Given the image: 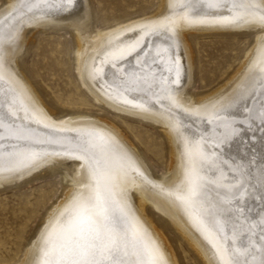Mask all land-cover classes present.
<instances>
[{
	"label": "bare ground",
	"instance_id": "1",
	"mask_svg": "<svg viewBox=\"0 0 264 264\" xmlns=\"http://www.w3.org/2000/svg\"><path fill=\"white\" fill-rule=\"evenodd\" d=\"M48 27L71 29L91 94L161 127L164 174L107 116H57L44 103L17 60ZM242 29L260 33L240 64L216 88L186 95L188 36ZM263 158L264 0H158L149 16L96 32L87 0L0 7V186L55 169L63 184L13 264H179L149 208L201 264H264Z\"/></svg>",
	"mask_w": 264,
	"mask_h": 264
},
{
	"label": "rangeland",
	"instance_id": "2",
	"mask_svg": "<svg viewBox=\"0 0 264 264\" xmlns=\"http://www.w3.org/2000/svg\"><path fill=\"white\" fill-rule=\"evenodd\" d=\"M4 3L5 0H0V7ZM157 3L158 0H87L91 31L113 30L149 16ZM259 33V30L242 29L189 35L193 68L192 81L185 94L200 95L219 86L240 64ZM75 58L76 45L71 29L48 27L34 33L17 64L57 116L67 113L107 116L125 130L150 171L157 176L164 174L166 148L161 127L98 100L79 80ZM58 171L39 170L21 181L0 186V264H13L19 258L40 227L49 206L61 194L63 184ZM148 213L169 237L179 264H201L164 215L151 208Z\"/></svg>",
	"mask_w": 264,
	"mask_h": 264
}]
</instances>
